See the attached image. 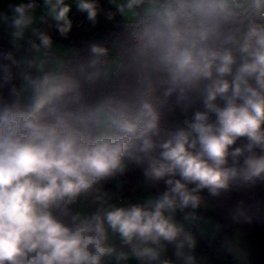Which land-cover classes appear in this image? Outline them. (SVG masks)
<instances>
[{
	"label": "clouds",
	"instance_id": "9594fccd",
	"mask_svg": "<svg viewBox=\"0 0 264 264\" xmlns=\"http://www.w3.org/2000/svg\"><path fill=\"white\" fill-rule=\"evenodd\" d=\"M111 2L123 38L115 51L91 44L73 65L35 27L50 18L67 38L66 0H43L39 17L35 0L0 13L15 42L29 30L39 41H29L19 87L7 65L0 76L12 97L0 98V264H174L169 245L180 264H201L176 215L197 219L204 190L219 197L234 180L264 181V0ZM75 3L95 25L97 0ZM113 73L119 89L93 96ZM173 94L204 110L169 125L160 109ZM130 165L165 190L120 203L104 184Z\"/></svg>",
	"mask_w": 264,
	"mask_h": 264
},
{
	"label": "trees",
	"instance_id": "16d2710c",
	"mask_svg": "<svg viewBox=\"0 0 264 264\" xmlns=\"http://www.w3.org/2000/svg\"><path fill=\"white\" fill-rule=\"evenodd\" d=\"M97 3L99 13L95 25L88 21L87 13L77 9L70 12L69 17L73 22V28L67 38H62L59 35L55 28V22L50 18H47L46 22L39 23V28L46 31L53 38L54 43L64 44L74 50L72 55L64 58V61L70 65L85 60L88 57L91 44L99 43L110 46L115 51L116 44L123 38L126 21L121 19L117 9L111 6L108 0H97ZM109 12L114 14L112 19H108L106 15ZM32 40L39 43L37 39ZM29 41L26 46L16 49L11 45L9 37L0 31V76L3 75L2 66L7 65L14 76L12 83L17 87L21 83L18 73L24 67V56L27 55L26 59L31 58L32 49ZM8 53H11L12 60L5 58ZM13 60L16 63H13ZM122 79V75L113 73L106 81L96 86L92 95L98 96L117 91ZM10 87L11 85H4L0 81V98L9 101L12 99ZM218 103L222 102L218 101ZM160 110L166 123L176 125L182 123L186 118H191L195 111H203L204 104L202 99L196 97H193L191 102L178 101L177 95L173 94ZM245 142V138H241L233 147L241 146ZM229 163L231 164V160ZM165 187L164 181L155 184L147 183L142 169L135 165H130V170L124 176L109 180L104 184V189L111 194L116 191L129 193L135 190L139 200L141 189L151 196H155L164 191ZM201 195L205 198L206 204L199 209V212L205 213L207 208L212 207L221 234L232 236L238 231H245L249 236L247 263L264 264V181L246 184L234 180L231 182L230 190L222 193L219 197L210 196L207 190H204ZM73 208L75 209L74 206ZM193 227L195 228V226ZM193 236L207 238L206 235H200L196 228ZM218 247L219 243L216 241L214 250ZM196 250L207 256L214 251L208 252L199 246L196 247Z\"/></svg>",
	"mask_w": 264,
	"mask_h": 264
},
{
	"label": "rangeland",
	"instance_id": "374dc122",
	"mask_svg": "<svg viewBox=\"0 0 264 264\" xmlns=\"http://www.w3.org/2000/svg\"><path fill=\"white\" fill-rule=\"evenodd\" d=\"M26 0H0V13H7L9 16L11 15L9 5H16L19 3H25ZM41 4L40 7L37 8V16L43 15L44 6L43 0H38ZM66 2L72 5V10L77 9L75 0H66ZM111 6L115 7V5L108 0ZM116 8V7H115ZM78 10V9H77ZM70 14V13H69ZM120 15V14H119ZM122 20H125L120 15ZM39 19L35 27L39 28ZM0 31L4 32L10 40L11 45L20 49L23 46H26L27 41L36 39L31 31L29 30L26 33L25 39L20 42H15L11 37V29L8 25L4 23H0ZM52 55L64 60V58L68 55H72L74 50L70 47L65 46L61 43H54L53 48L51 50ZM34 55L33 51L31 53V57ZM27 58V55L24 56V59ZM150 194L146 193L143 189L139 191V198L141 201L146 199ZM80 205H74L75 208ZM197 219L195 220H185L183 218L182 213H178L176 215V221L183 225L184 230L187 229L189 225L195 226L196 230L200 235H206L209 241L216 242L218 241L219 247L215 249L211 255L207 256L199 250H196V255L198 260L200 258H204L201 261V264H248V249H249V236L245 231H238L232 236H228L226 234H221L220 228L217 226L215 213L212 207L207 208L205 213L199 212L196 213ZM193 235V234H192ZM166 257L169 256L172 258L174 264H180L179 261H176V258L173 255L172 247L169 245L166 252ZM128 264H139V262L135 259L129 260Z\"/></svg>",
	"mask_w": 264,
	"mask_h": 264
},
{
	"label": "built area",
	"instance_id": "2783aa9c",
	"mask_svg": "<svg viewBox=\"0 0 264 264\" xmlns=\"http://www.w3.org/2000/svg\"><path fill=\"white\" fill-rule=\"evenodd\" d=\"M28 0L25 1V3H27ZM36 4L38 5V7L41 6L40 2L38 0H35ZM37 7V8H38ZM113 195L115 197L118 198V201L122 204H131V203H142L137 196V193L135 190L129 192V193H123V192H113ZM186 232H189L191 234H194L195 232V228L193 226H189L187 227V229H185ZM196 241H197V246H199L202 250H206L208 252H212L215 248V242H211L209 241L207 238L205 237H200L197 236L195 237ZM166 258L172 260L171 257L167 256Z\"/></svg>",
	"mask_w": 264,
	"mask_h": 264
},
{
	"label": "crops",
	"instance_id": "0c3cea01",
	"mask_svg": "<svg viewBox=\"0 0 264 264\" xmlns=\"http://www.w3.org/2000/svg\"><path fill=\"white\" fill-rule=\"evenodd\" d=\"M198 232V231H197ZM205 235V234H204Z\"/></svg>",
	"mask_w": 264,
	"mask_h": 264
}]
</instances>
